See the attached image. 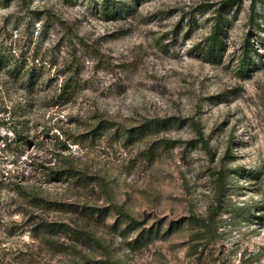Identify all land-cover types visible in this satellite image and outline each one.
<instances>
[{
	"label": "rangeland",
	"instance_id": "374dc122",
	"mask_svg": "<svg viewBox=\"0 0 264 264\" xmlns=\"http://www.w3.org/2000/svg\"><path fill=\"white\" fill-rule=\"evenodd\" d=\"M101 1L0 0V42L46 68L34 90L0 85V173L59 204L0 192V264H264V0ZM68 69L78 89L55 98ZM98 119L165 124L86 140Z\"/></svg>",
	"mask_w": 264,
	"mask_h": 264
},
{
	"label": "trees",
	"instance_id": "16d2710c",
	"mask_svg": "<svg viewBox=\"0 0 264 264\" xmlns=\"http://www.w3.org/2000/svg\"><path fill=\"white\" fill-rule=\"evenodd\" d=\"M234 0H232L233 2ZM260 0H251V6L254 7L256 3ZM101 7L107 8L110 7L109 0H102ZM221 17V14H219ZM219 23V22H218ZM218 23L215 26V29L211 32L210 37L205 41V46H203L204 55L208 56L209 59H217L222 55L224 50L225 43L222 40V29L219 28ZM240 61L238 64L239 73L241 76L247 75L250 68V55L247 48H241ZM40 55L36 52L29 53L28 50H18L14 46L6 44L5 42H0V85L6 86L7 82L18 83L20 87L27 90H34L39 82L43 79L45 74V66L40 61ZM42 60V59H41ZM67 78L60 84L58 93L55 95V98H61L62 95H68L67 98L73 95L78 89L77 76L79 71L68 69ZM53 79V78H52ZM48 79V82L52 80ZM98 122L91 127L83 137L86 140H92L101 137L109 136L118 141H127L128 139H135L143 137L146 134H151L153 131H157L161 125L165 124V120L155 119L145 121L143 124L137 128H125L118 127L114 122L107 119H98ZM13 139L10 140L8 137L2 139L3 146L5 148H14L16 142L18 141L19 134L15 128H12ZM19 145V144H17ZM6 175L4 176V173ZM0 173V192L6 191L7 193H12L21 200L23 205L29 207H35L39 209H48V210H58L59 204L55 202L47 201L46 199L33 195L27 192L23 186L21 180V174L18 170L11 171L7 170ZM66 175L74 176L73 173L75 170L73 168H67L63 170ZM221 176H224V173H220ZM77 175V174H76ZM85 176V175H84ZM78 179L85 181L82 176H76ZM120 215L125 216V214ZM133 222V221H132ZM130 222V223H132ZM60 227V226H59ZM56 229L61 230L60 228H54L53 226H46V224L41 225L39 228L40 231L53 232ZM65 231V230H64ZM68 229L65 231L68 233ZM73 264H104L101 261H94L90 259H85L82 262H77Z\"/></svg>",
	"mask_w": 264,
	"mask_h": 264
}]
</instances>
